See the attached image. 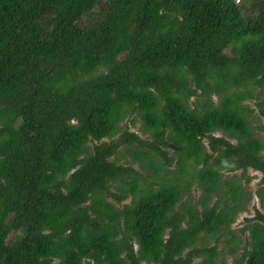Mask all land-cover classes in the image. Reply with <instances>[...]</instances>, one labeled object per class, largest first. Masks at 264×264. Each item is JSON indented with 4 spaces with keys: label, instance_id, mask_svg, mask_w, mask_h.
<instances>
[{
    "label": "trees",
    "instance_id": "1",
    "mask_svg": "<svg viewBox=\"0 0 264 264\" xmlns=\"http://www.w3.org/2000/svg\"><path fill=\"white\" fill-rule=\"evenodd\" d=\"M246 99L264 0H0V264H264Z\"/></svg>",
    "mask_w": 264,
    "mask_h": 264
},
{
    "label": "rangeland",
    "instance_id": "2",
    "mask_svg": "<svg viewBox=\"0 0 264 264\" xmlns=\"http://www.w3.org/2000/svg\"><path fill=\"white\" fill-rule=\"evenodd\" d=\"M213 98H214V100H216L215 97H213ZM192 100L193 99H191V101ZM243 103L249 105V107L253 110V112L250 114V117H249V120L251 121V125L254 126V127H256V126H262L263 127L262 130L255 129L256 136L258 138H260V139H263L264 138V118L259 113L257 106H255L254 100L246 99V100L243 101ZM120 126H121L122 130L126 129L129 132L136 133L138 136H140L143 139H148V135L147 134H143L140 131L138 123H135L134 125H132L130 123V118H125L122 121V123L120 124ZM215 135L216 136H221L222 134L220 132H216ZM115 138L116 137L106 138L104 140H110V139H115ZM231 141H233V140H231ZM205 144H206V142H205ZM167 151L170 153L171 152V148L170 147L167 148ZM125 160H126V158H119L116 161H117L118 164H125L124 163ZM133 167H137V165L133 164ZM222 173H223V175H229V176L232 175V173H225V172H222ZM239 173L240 172L237 171L234 174L235 175H239ZM247 175L251 178V181L248 184H243V190L246 193H250V197H249V200H248V202L246 204L245 211L238 213L237 216L235 217L234 223L231 225V229L235 230L238 233V235H239V229L241 227H243L244 224L246 223L244 221V219L253 218L254 215H255V213H254L255 209H257L261 213H264V209L259 205L258 199L254 195L255 190L259 187V179H260L261 175H260V173H258L256 171H253L251 169L247 170ZM195 188L196 187L193 186L192 187V191H191V197H192L193 200L197 199V197H198V195L200 193V191L198 189H195ZM128 201H129V198H126L123 202H128ZM247 234L248 233H245V234L241 235V238L244 240L242 242L243 244H241V247L244 246L245 245V241H247ZM209 245L210 246L213 245V241H209ZM241 247H240V250L234 256H236V257L239 256V253H240V251L242 249ZM225 249H226V246L222 242H220L217 245L218 257L224 261V264H233L234 256L226 254L225 253ZM199 261H200L199 258H195L193 260V264H196Z\"/></svg>",
    "mask_w": 264,
    "mask_h": 264
}]
</instances>
